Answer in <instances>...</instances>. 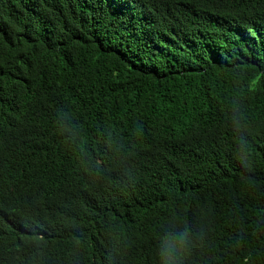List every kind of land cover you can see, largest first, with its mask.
<instances>
[{"label":"trees","instance_id":"1","mask_svg":"<svg viewBox=\"0 0 264 264\" xmlns=\"http://www.w3.org/2000/svg\"><path fill=\"white\" fill-rule=\"evenodd\" d=\"M17 193L0 264H264V0H0Z\"/></svg>","mask_w":264,"mask_h":264},{"label":"clouds","instance_id":"2","mask_svg":"<svg viewBox=\"0 0 264 264\" xmlns=\"http://www.w3.org/2000/svg\"><path fill=\"white\" fill-rule=\"evenodd\" d=\"M112 148L111 147H102L99 148L97 151H95L92 156H90L89 158H87V161H84V165H87V167L84 168L83 172L80 171V176L78 174L77 176V180L75 181V183H81V179H91L90 177H94L97 172V167L100 164V161L98 160V154L101 153L102 151L105 150H110ZM82 162V161H81ZM130 160L127 159L125 165H116L115 167H119V168H123V167H133L135 165V162L132 165H129ZM80 165H83V163H81ZM20 193H17V195L14 196H8L6 198H4L2 200V210L0 212V231L1 232H7L10 230H14L16 228H18L20 226V223H18L16 220H20V213H21V209L22 207L16 209L15 208V203L16 200L19 198L23 201L22 197H20ZM112 247V246H111ZM116 260V257H114V261ZM90 264H98L96 262H92Z\"/></svg>","mask_w":264,"mask_h":264},{"label":"bare ground","instance_id":"3","mask_svg":"<svg viewBox=\"0 0 264 264\" xmlns=\"http://www.w3.org/2000/svg\"><path fill=\"white\" fill-rule=\"evenodd\" d=\"M135 5V4H134Z\"/></svg>","mask_w":264,"mask_h":264}]
</instances>
